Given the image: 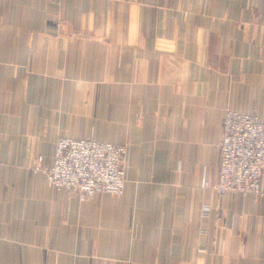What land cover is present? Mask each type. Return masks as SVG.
<instances>
[{
  "label": "crops",
  "instance_id": "obj_1",
  "mask_svg": "<svg viewBox=\"0 0 264 264\" xmlns=\"http://www.w3.org/2000/svg\"><path fill=\"white\" fill-rule=\"evenodd\" d=\"M103 89L111 133L72 130ZM228 110L264 120V0H0V264H264V199L203 187ZM60 137L127 145L124 195L35 172Z\"/></svg>",
  "mask_w": 264,
  "mask_h": 264
},
{
  "label": "built area",
  "instance_id": "obj_2",
  "mask_svg": "<svg viewBox=\"0 0 264 264\" xmlns=\"http://www.w3.org/2000/svg\"><path fill=\"white\" fill-rule=\"evenodd\" d=\"M219 143L221 165L215 184L205 181L220 196H253L264 199V120L258 115L227 111ZM127 145L92 139L61 138L52 165L38 156L34 171L47 176L49 184L85 202L99 194L122 197L126 177ZM210 205L203 207L209 215Z\"/></svg>",
  "mask_w": 264,
  "mask_h": 264
},
{
  "label": "rangeland",
  "instance_id": "obj_3",
  "mask_svg": "<svg viewBox=\"0 0 264 264\" xmlns=\"http://www.w3.org/2000/svg\"><path fill=\"white\" fill-rule=\"evenodd\" d=\"M109 66H110L109 64H103V71H107L109 69ZM102 80L105 83L109 81L107 80L106 77L103 78ZM98 91H99L98 94L95 91H93L95 93L92 95L91 94L72 95L69 97V100H64L63 105H69L71 107L70 114L72 115V122H71L72 130H84L85 129L89 131L93 130V133L96 131L101 132V133H106V134L111 133V123L110 122H111V113H112V108H111L112 101H111L110 91L107 89H103L102 91L104 92L109 91V94H104V95L102 94L100 90ZM61 117H63V112H61ZM61 138L74 139L72 137H60L57 139L56 145L59 139ZM85 139H91V138H85ZM94 141H97V140H94ZM97 142H101V141H97ZM56 145H55V149H56ZM218 148H219V144H218ZM33 168H34V165H33ZM217 180L215 182H211V181L209 182H211L212 184H215ZM94 198L95 197H93L92 199ZM92 199H89V200H92ZM203 207H202V215L203 217H207L203 213Z\"/></svg>",
  "mask_w": 264,
  "mask_h": 264
}]
</instances>
